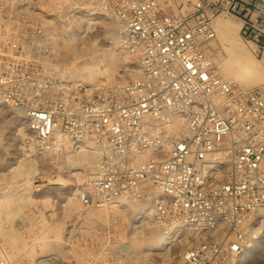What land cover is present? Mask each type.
Listing matches in <instances>:
<instances>
[{
	"label": "built area",
	"instance_id": "obj_1",
	"mask_svg": "<svg viewBox=\"0 0 264 264\" xmlns=\"http://www.w3.org/2000/svg\"><path fill=\"white\" fill-rule=\"evenodd\" d=\"M1 1L0 105L41 148L95 141L98 158L78 186L82 206L103 209L156 191L151 216L166 250L184 244L167 264H239L264 208V88L223 79L209 45L213 21L230 16L262 58L264 0H84L80 7L33 0L29 11L54 20L49 28L26 0ZM111 5L131 52L140 46L139 78L86 92L50 77L60 46L87 39L96 17L110 19ZM80 18L84 32L72 37L67 26ZM173 113L186 130L177 136ZM0 264L9 263L0 257Z\"/></svg>",
	"mask_w": 264,
	"mask_h": 264
},
{
	"label": "bare ground",
	"instance_id": "obj_2",
	"mask_svg": "<svg viewBox=\"0 0 264 264\" xmlns=\"http://www.w3.org/2000/svg\"><path fill=\"white\" fill-rule=\"evenodd\" d=\"M74 1L80 7L84 0H72L73 3ZM24 4L27 5L26 10L31 16L36 15L42 20L44 27L53 26L54 20H47L41 14H34L29 11L34 5L33 0H26ZM95 11L101 10L95 7ZM40 13L47 14V11L42 9ZM108 25L109 28L106 29L103 45L95 40H92L89 44L87 43L88 45L85 43L86 39L74 41L75 35L77 36L84 32L85 20L83 18L78 19L75 26L68 25L67 32L70 35L73 34L72 37L74 38H70V41H66L67 43L60 46L62 52L58 55L62 58L61 64L58 60V64L52 65L49 76L58 82L69 84L82 90L86 89V92H96L126 82V77L119 74L121 71L129 75V80L138 79L140 76V46L136 44L135 46L138 50L131 52L129 36L114 17L113 5L110 6V23ZM213 26L220 46L216 48V53L213 54L210 50L209 52L211 56L213 54L212 58L220 76L225 80L239 83L242 90H251L256 87L264 88V56L257 60L248 53L245 49L246 45L239 39L240 24L218 17L213 21ZM3 41L4 39L1 37L0 43ZM0 108L5 107L0 105ZM171 121L169 129L173 135L177 136L186 131L185 127L182 126L181 117L178 113L171 115ZM29 143L30 145L26 147L27 149L24 148L25 151L37 158L20 161L11 169L0 174V211L7 210L10 214L20 215L32 205L31 186L14 184L25 176H33L39 172L33 160L38 161L40 156L48 157L56 168L67 172V177L75 178L73 186L70 187L71 194H69L70 196L67 198L65 205L67 216L72 213L80 214L83 221L82 224L86 227L91 225L118 227V218H121L120 225H123V222H127L128 225L122 227L124 231L122 237L120 236V239L122 238L126 241L120 244L121 248L119 250L124 253L127 261L141 263L138 261L145 260L147 256L152 254V251L162 252L166 250V238L155 225L151 216L152 204L155 198L158 197V192L152 191L148 198L144 200L118 198L103 209H85L82 206L78 186L87 175L89 169L93 168L98 158V146L94 140L91 138L66 140L61 144L46 149L36 145L30 135ZM59 181L66 183L62 176ZM40 202L47 204L46 199ZM260 215L261 226L258 237L248 242L239 264H242L243 259L254 253L256 246L261 241H264V208L260 209ZM181 228L182 226L178 230ZM84 232L83 230L82 233ZM1 235L6 239V233L2 232ZM9 238L15 241V234L10 235ZM56 241L60 244L64 243L60 238ZM52 242L54 241L45 243L42 251L43 257L38 258L35 261L36 264L44 263L51 256L65 255L64 250L60 249L61 245L51 244Z\"/></svg>",
	"mask_w": 264,
	"mask_h": 264
},
{
	"label": "rangeland",
	"instance_id": "obj_3",
	"mask_svg": "<svg viewBox=\"0 0 264 264\" xmlns=\"http://www.w3.org/2000/svg\"><path fill=\"white\" fill-rule=\"evenodd\" d=\"M55 2L57 0H50L49 5L53 6ZM6 8L7 5L0 0V26L3 23L1 9ZM220 19L240 24L230 16L220 17ZM109 23L110 19L96 17L93 33L88 36L85 43L89 44L92 40H95L97 43L99 42L103 45ZM0 37L2 36L0 35ZM239 39L242 41L240 36ZM217 41L218 36L216 33V38L209 46V50L213 54L216 53V48L220 46L219 41ZM242 43L246 45L243 41ZM245 49L254 57L249 52L247 46H245ZM59 56L57 55L56 57L61 64L62 58ZM56 64H58V61L53 65ZM122 72L119 73L120 76L123 75L126 77V81L129 80V75ZM0 122L1 174L11 169L20 161L32 160L37 157L35 158L31 153L25 151L26 147L30 145V135L26 123L21 118L7 108H0ZM26 154H29L30 157ZM33 162L36 164L39 172L33 176H25L18 183L14 184L31 186L32 205L20 215L10 214L7 210L0 211V257L4 256L9 264H36L35 261L43 257L42 251L45 243L53 240L54 242L51 244L61 245L60 249L64 250L65 255L58 254L57 256H51L48 258L49 260L42 264H139L137 261H127L124 253L119 251L121 248L120 244L126 241L122 238L120 239V236L122 237L124 231L122 227L127 226V222H123V225H120L121 218H118L119 225L117 226L119 228L114 226L100 227L101 225L86 227L82 224L83 221L80 214L72 213L67 216L65 205L67 198L70 196L69 194H71L70 187L73 186L75 178L67 177V172L56 168L48 157L40 156L38 161L33 160ZM61 176L66 180L65 184L59 181ZM83 179L80 184L83 182ZM43 199L47 200V204L40 202ZM83 230L85 231L84 233H82ZM2 232L7 234L6 239L2 237ZM13 234L16 237L15 241L9 238ZM59 238L64 243L60 244L56 241ZM182 246H184L183 243L166 251H152V254L147 256L145 260L138 262H141V264L143 262V264H167L178 257ZM257 246L254 253L243 259L242 264H264V241H261Z\"/></svg>",
	"mask_w": 264,
	"mask_h": 264
}]
</instances>
